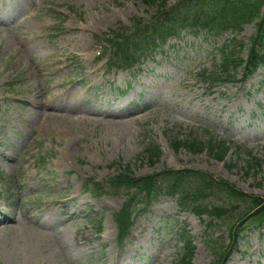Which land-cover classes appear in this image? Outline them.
<instances>
[{
  "label": "rangeland",
  "instance_id": "rangeland-1",
  "mask_svg": "<svg viewBox=\"0 0 264 264\" xmlns=\"http://www.w3.org/2000/svg\"><path fill=\"white\" fill-rule=\"evenodd\" d=\"M181 1L169 0L168 7ZM5 3L15 6L9 10L11 17L28 20L13 24L11 29L0 27L2 34L19 32L23 42L25 36L42 37L31 45L38 69L28 60L17 63L15 48H6L8 36L0 39V223L24 216L28 208L67 204L70 211L78 212V219L66 224L68 232L61 233L67 243L65 252L71 257L64 264H176L183 253L185 233L196 247L193 264L217 263L229 242V224L221 226L206 217L183 213L167 196L140 211L120 242L114 216L122 209L126 194L110 189L108 181L119 174L120 166L130 167L136 177L165 168L194 169L264 198V70L245 84L238 83L244 75L241 70L238 82L211 85L203 79L212 77L205 73L219 68L222 50L234 40L247 45L240 56L248 58L256 24L246 25L242 33L229 31L217 37L183 32L160 49L144 54L133 69L121 71L108 64V36L128 37L136 22L153 20L156 6L144 0H0V6ZM67 28L81 31L63 34ZM78 41L80 47L92 45L89 56L76 46ZM56 55H61L59 65L52 61ZM94 67H100L96 76L90 74ZM40 69L44 75L38 73ZM32 86L47 93L45 104H53L64 94L62 107L73 115L52 121L34 118L30 112L26 120L28 113L19 102L25 99L21 91ZM69 92L77 98L69 97ZM145 101L156 102L157 110L135 114L137 119L128 123L77 119V111H100V104L108 105L109 113L115 111L116 103L124 102L130 111H136ZM192 135L202 143L213 139L227 142L231 150L226 162L207 152L192 155L172 148L174 138L186 140ZM152 143L161 149L157 162L142 157ZM256 160L262 167L251 169ZM24 172L29 178H24ZM89 180L105 189L92 196L85 190ZM71 192L85 199L80 210ZM218 204L224 205V199H218ZM161 205L165 212L158 215L155 211ZM244 213V207L233 211L228 223L235 224ZM60 218L58 213L52 221ZM8 234L0 232V264H26L23 256L15 253L22 236ZM219 236L221 242L212 244ZM55 248L44 243L34 256L54 264L58 262ZM129 253L134 261L122 262ZM227 264H264V232L249 228Z\"/></svg>",
  "mask_w": 264,
  "mask_h": 264
},
{
  "label": "trees",
  "instance_id": "trees-1",
  "mask_svg": "<svg viewBox=\"0 0 264 264\" xmlns=\"http://www.w3.org/2000/svg\"><path fill=\"white\" fill-rule=\"evenodd\" d=\"M145 1L150 5H158L156 15L159 20L155 25L148 27H145L144 23H138L133 37L118 39L114 45L115 61L122 64L124 69L133 66L143 53L156 49L160 44L165 45L169 38L178 36L183 30L195 33L206 30L211 35H219L229 30L241 32L244 25L256 20L259 22L250 40L247 61L240 58L245 45L234 43L236 44L234 51L223 55L219 76L222 75L223 78L231 80L235 78L238 70L244 67L245 78H249L259 69L264 68V16L261 17L264 0H186L172 9L167 7L168 0ZM219 76L213 79L214 82L222 81ZM173 147L176 151L184 148L194 154H200L206 148L195 140L176 141ZM209 150L221 161L225 159L228 152L224 145H209ZM144 155L148 160L156 161L161 152L158 147L150 145ZM255 165L259 167L258 163ZM191 182L193 185L190 184ZM161 184L167 185L168 193L178 197L183 208L191 209L200 217L209 215L226 222L232 216L231 211L245 207L247 210L244 215H241L238 222L230 229L233 244H236L241 236L242 231L239 228L244 225V222H248L257 230L264 228V199L237 191L228 183L217 181L212 175L200 171L167 170L152 177L134 178L128 171H123L121 175L111 180V185L117 190L124 189L129 192L134 190V193L128 196L122 213L116 216V221L123 234L131 225L134 196L144 195L151 198ZM223 194L229 200L228 205L222 207L208 204L211 195ZM194 252L195 247L188 242L181 259L182 264H191Z\"/></svg>",
  "mask_w": 264,
  "mask_h": 264
},
{
  "label": "bare ground",
  "instance_id": "bare-ground-1",
  "mask_svg": "<svg viewBox=\"0 0 264 264\" xmlns=\"http://www.w3.org/2000/svg\"><path fill=\"white\" fill-rule=\"evenodd\" d=\"M10 9H15V6H9L5 3V5L0 6V27H7L8 29H11V26L15 23H25V21L28 20V18L24 19V17H11L10 16ZM33 17H37V14L34 13ZM39 22L42 23V20L40 19ZM53 27V26H52ZM81 31L80 28H67L64 30L63 34L67 33H79ZM7 35V43L6 48H15V57L17 59V63H23L25 60H28L31 65H33L36 69H38L34 65V56L33 51L31 50V45H33V42L36 38H41L42 36H37L36 38H30L28 36H25L26 42L22 41V35L19 32L13 31L10 33L2 34L0 32V39L2 36ZM79 41L76 46H79ZM80 47V46H79ZM83 51L85 52V56H89V53L91 52L92 45L84 44L81 45ZM80 47V48H81ZM53 62L56 63V65L60 64L61 61V55H56L53 60ZM99 67H94L91 69L90 74L93 76H96L98 74ZM38 73L40 75H44V72L42 70H38ZM32 77V74L30 73L29 78ZM25 79H23V82ZM56 85H58V82H54ZM72 89V87L70 88ZM69 89V90H70ZM71 92V91H70ZM68 93L67 95L72 98H77V94ZM21 94L25 95V99L20 101L19 103L24 108L25 111H27L28 115H26L25 119L29 120L31 115L30 112H34L35 117L39 118L42 117L45 120L51 119L52 121L56 119H68V117H71L73 115V112L69 110L68 108H63L62 104L64 102V94L58 96L53 104H45L43 101L47 97V93L43 92L41 90H37L35 86L28 87L21 91ZM151 98H153L151 96ZM128 101H132V99H129ZM58 104V105H56ZM108 105H99V108H101L100 111L91 110L89 112H83V111H77V114H80V116L77 118L78 120L86 121H96L100 124L106 123L109 125H113L116 122L121 123H128L132 120H136L137 117L135 114H139L140 112L147 111L148 113H152L156 108L157 103H149L147 101L144 102V106L141 109H137L136 111H130L128 109V106L124 104V102H119L114 104L115 111L118 113H113L112 111H109L107 113ZM106 111V112H105ZM180 112H184L182 107H179ZM136 117V118H134ZM32 154V153H31ZM8 163H10L8 161ZM24 178H29V173L24 172L23 174ZM72 196L75 198V202L79 204V210L86 205V201L83 197H81L80 194H74L71 192ZM165 206H160L155 213L158 215H161L163 212H165ZM169 212V211H167ZM60 213L61 218L59 220L52 221L53 217ZM77 211H70L69 206L65 204L62 207L57 208L54 204H46L45 206H42L40 208H28L24 212V216L22 217H16L13 219H6L0 224V232H9V235H13L14 237H21V244L19 248L15 250L16 254H19V256H23L22 260L26 264H47L46 258L39 259L34 256V252L40 248L44 243L49 242L52 244V246H55L56 251H54L55 255L57 254L58 262L60 264H64L70 260V256L65 252L66 251V240L62 237L61 233L68 232V229L66 227V224H72L74 221L78 219ZM58 232L57 234H53L55 227ZM139 227V226H137ZM141 232L143 231L140 229ZM60 233V234H58ZM143 233V232H142ZM67 235V234H66ZM144 237V236H143ZM147 252V250H146ZM165 255H158V258L164 257ZM55 257V256H54ZM56 258V257H55ZM126 259L133 260V255L129 253L127 257H123L122 262H124ZM58 262L54 263L57 264ZM52 264V262H51Z\"/></svg>",
  "mask_w": 264,
  "mask_h": 264
}]
</instances>
